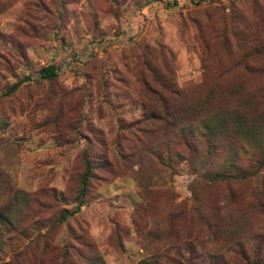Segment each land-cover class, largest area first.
<instances>
[{
    "label": "rangeland",
    "instance_id": "1",
    "mask_svg": "<svg viewBox=\"0 0 264 264\" xmlns=\"http://www.w3.org/2000/svg\"><path fill=\"white\" fill-rule=\"evenodd\" d=\"M176 2L0 0V264H245L264 242V0Z\"/></svg>",
    "mask_w": 264,
    "mask_h": 264
},
{
    "label": "trees",
    "instance_id": "2",
    "mask_svg": "<svg viewBox=\"0 0 264 264\" xmlns=\"http://www.w3.org/2000/svg\"><path fill=\"white\" fill-rule=\"evenodd\" d=\"M173 4L174 5L177 4L176 0H173ZM57 69L58 68L56 66H53V65L41 68L39 70L40 79L50 81V82L54 81L58 77ZM27 81H30V78L28 76H23L22 78H19L16 83H14L12 86H10L9 88L6 89L4 94L7 96L13 94L24 82H27ZM243 115L246 116L245 114H243ZM243 115H241L239 113H231L228 115L227 118H225V120L226 121L232 120V122H234L238 127H240L241 125L246 123L247 125H249L248 130H252V126L250 124H248L249 123L248 120H246V117L244 118ZM215 126H217V128H215ZM204 128L211 135H216V132L219 131L218 125H215L212 120L210 121V124ZM256 129L257 128H255V130ZM254 133L256 135V140H257L256 144H258V145L263 144L262 149H264V132L254 131ZM84 156H85L86 169H85V173L81 177V182H80L81 186H80L79 192H78L77 197H76L75 208L72 211L62 210L61 214L59 216V221H58L59 223H64L69 217L76 215L80 211L81 206L83 205L82 199L84 198V195L87 191L88 179L90 178V175H91V167H90V164H89L88 159H87V153H85ZM257 168L258 169H264V159L259 160L257 162ZM240 171H243L242 176H241L242 178H246L249 175L256 173L255 171H252L251 173H247L245 170H240ZM236 174H241V173L236 172ZM229 175L230 174L223 176L220 174H215L214 178L215 179L221 178V176L222 177H228ZM7 221H10V218L0 212V224L5 225L7 223ZM246 241H247V243H250L251 241H253V247L251 249V256H253V258L250 259L248 256L244 255L242 257L243 261L245 262V264H260L262 252H260V254H258V250L262 249L264 251V242L262 243L261 241L260 242L255 241L249 237L246 238ZM3 250H4L3 244H1V242H0V253H2ZM142 264H156V263L155 262H149V263L143 262Z\"/></svg>",
    "mask_w": 264,
    "mask_h": 264
}]
</instances>
